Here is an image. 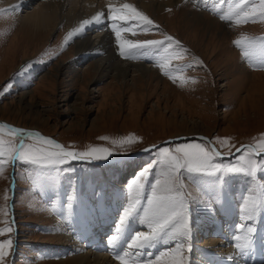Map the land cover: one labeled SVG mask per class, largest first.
<instances>
[{"label": "rangeland", "instance_id": "rangeland-1", "mask_svg": "<svg viewBox=\"0 0 264 264\" xmlns=\"http://www.w3.org/2000/svg\"><path fill=\"white\" fill-rule=\"evenodd\" d=\"M42 1L0 0V120L38 130L72 151L109 148L110 157L160 145L133 159L103 166L69 160L57 170H41L0 158V229L12 228L10 233L0 236V242L13 240L7 264H56L83 254L77 252L78 248L84 249L77 240H81L79 236L86 238L90 229L85 234L77 231L82 230L79 223L90 217H93L90 224L100 223V226L92 223L91 231L106 242L134 195L129 192L131 181L148 166L151 172L143 181L141 211L129 220L117 242L123 247L135 233L147 231L141 223L142 209L156 180L163 178L162 167L157 163L161 149L174 151L184 144L209 145L206 140L189 138L204 135L221 153L228 155L243 144L254 146L264 136V75H255L264 74V64L258 57L246 59L242 49L234 44L241 36L264 39V21L257 18V22L235 25L220 18L239 0H182L178 13L171 7L145 13L133 0H116V6L107 5L106 15L109 6L131 4L156 26L141 25L134 29L136 35L127 32L122 36L133 37V41H164L159 48L133 50V58H122L117 52V58L126 64L151 66L149 69L161 79L145 78L135 92L120 88L104 70L86 71L101 54L76 58L72 52L74 42L81 37H92L96 29L84 30L65 44L69 32L62 27L41 36L34 29L20 25L21 18ZM158 1L167 0H153ZM250 3L258 5L259 0ZM197 13L205 16L199 25L192 20ZM211 21L227 27L226 39L221 35L222 30L211 29ZM110 24L107 20L105 33L114 39ZM167 36L179 41V45L168 47ZM164 56L170 58L166 70L174 79L165 76L158 66ZM28 64L32 67L25 71ZM244 67L248 74L243 73ZM129 136L136 137V141L122 147L112 144L113 140ZM182 136L186 138L163 143ZM4 138L13 139L6 134ZM217 138L228 140L229 145H221ZM243 155L242 148L231 157H216L215 162L225 167L238 166ZM254 158L260 165L254 181L244 174H228L217 180L182 171L185 191L211 205L209 209L205 204L190 203V237L180 241L186 247L191 246V251L184 253L188 264H224L225 261L226 264H264V253L263 259L260 256L264 251V200L260 196H264V155ZM72 196L76 199L70 201ZM249 197L260 202L257 214L250 221L243 211ZM241 224L255 230L249 262L243 257L250 247L243 252L235 248L236 243H243L235 240L236 236H243ZM96 237L92 241H98ZM165 240L168 238L143 250L129 249V258L147 264L160 253L175 248L177 241L165 243ZM101 241L98 242L103 245ZM117 243L115 247H120ZM108 248L105 244L101 253H109ZM229 254L230 257H225Z\"/></svg>", "mask_w": 264, "mask_h": 264}, {"label": "snow or ice", "instance_id": "snow-or-ice-1", "mask_svg": "<svg viewBox=\"0 0 264 264\" xmlns=\"http://www.w3.org/2000/svg\"><path fill=\"white\" fill-rule=\"evenodd\" d=\"M12 10L15 11V9ZM220 18L232 21L235 25L257 22V18L264 21V0H259L258 5L251 4L250 0H239L234 8L229 9L227 15ZM104 20L111 21V31L115 34L119 55L122 58H133L135 55L133 50L143 51L149 48H159L164 44L162 40L133 41L122 37V33L127 32L136 35L134 29L141 25L154 26V22L149 17L128 3L123 4L122 7L109 6L107 15L99 12L91 19H84L78 28L67 34L64 43L67 44L71 38L83 32L86 26L93 23L99 24ZM165 39L170 42L168 47H171L172 44L179 45V41H175L171 36H167ZM234 44L242 49L243 57L248 60L258 57L260 62L264 64V39L258 40L241 36L234 41ZM169 62V57H161L158 66L165 76L174 79L171 73L166 70ZM31 67L32 64H28L25 71ZM5 134L13 139L6 140ZM25 138L33 141V143H27ZM136 139L134 136H129L118 141L113 140L112 144L122 147L125 144L135 142ZM217 141L221 145H229V141L226 139L217 138ZM240 150L237 149V151ZM145 151H151V149H145ZM243 152L244 155L240 158L238 166L225 167L215 162L216 157L220 156L221 153L211 144H184L176 147L174 151L169 148L161 149L160 160L157 163L162 167L163 178L156 180L152 186L151 194L147 198L146 206L142 209L141 223L146 226L147 231L135 233L128 243V249L143 250L150 248L162 238L167 237L168 240H165V243L169 240L177 241L175 248L160 253L154 260H149L147 264H188L184 253L186 250L190 252L191 246L187 245L186 247L180 241H187L190 237L192 215L190 203L205 204L209 209L211 205L201 198H192L185 191V185L181 180L182 171L193 176L215 177L217 180L223 179L228 174H244L254 181L260 167L254 157L264 153V136H261L254 146L245 145ZM111 155L112 152L109 148L91 147L87 151L68 150L54 139L46 138L39 133L0 124V158H5L4 162L19 161L41 170H57L69 160L102 161L109 159ZM150 172L151 168L145 166L138 173V177L131 181L129 192L134 193V195L127 208L122 212L119 224L115 227V234L107 239L109 246H114L121 239L129 220L141 211V202L144 198L143 181ZM69 199L72 201L76 198L72 196ZM259 207L260 202L255 197H249L243 209L246 219L252 220ZM68 209L69 211L72 209L71 202L68 204ZM240 228L243 230V236L238 235L235 240H243V243H236L235 248L243 252L251 247L252 235L255 230L252 226L245 224H241ZM11 231V227L0 229V236ZM12 248V239L0 242V264H7V258ZM130 256L129 252H125L123 255L117 256L116 259L119 264H140L138 258H129Z\"/></svg>", "mask_w": 264, "mask_h": 264}, {"label": "bare ground", "instance_id": "bare-ground-1", "mask_svg": "<svg viewBox=\"0 0 264 264\" xmlns=\"http://www.w3.org/2000/svg\"><path fill=\"white\" fill-rule=\"evenodd\" d=\"M29 1L30 0H28V2ZM114 1L116 0H43L39 5H37V7L32 12H28L26 16H23L21 18L22 23L20 25H23L26 28L29 27L31 29H34L35 30L34 32L40 33L41 36L45 34H51L55 30V28H60V27L70 32L78 28L84 19H91L99 12L105 13V7L107 5L111 4L113 6H116L115 5L116 2ZM133 2L145 13H148L149 10L160 12L162 9L164 8L167 9L170 7L173 9L175 13L176 12L178 13V10H180V7L183 4L182 0H167L166 2L165 1L153 2V0H149V2H146L145 0H133ZM3 4L6 5V3ZM194 15L195 16H193L192 20L195 22V25L202 24L203 22L202 19L205 18V16L198 13ZM104 21L105 23L103 24ZM104 21L99 24L93 23L90 26H86L85 28L86 32L87 31L90 32V30L94 32V30L96 29L95 35H92V37L90 36L81 37L80 40L74 42V44L72 45L71 49L72 52L75 54L76 58H81L82 56L87 54L89 55L101 54L100 57L96 58L94 62L87 67L88 69L86 68L87 69L86 71L92 69L96 72H99L100 70L103 72L104 70L105 73H107L113 80H116V82L119 83L120 88L124 87L131 91L136 89L138 84L139 85L140 83L142 84L145 78L148 80L150 79L161 80L160 78H158L157 74L154 71L149 69L151 68V66L147 65L146 67L148 68H146L144 67L145 66L144 64L136 65V63H130L134 65H129L126 64L127 63L126 61L124 60L122 61L117 58V52L119 51V48L116 43V39L115 38L112 39L111 36H109V34L105 33L106 32L105 30H107L106 29L107 20ZM210 27L211 29L214 28V29L222 30L223 32L221 33V35L223 36V39H226L227 34L226 32H224V30H226L227 27L225 28V26L218 24L215 21H211ZM122 37L123 38L127 37L125 39H130V40H132L133 38L130 36H122ZM233 54L235 53L233 52ZM90 66L91 68H89ZM86 71L84 73H87ZM242 71L243 73H247V74L249 73V71L245 67ZM255 75L262 76L264 74H255ZM235 229L236 227L234 226V230ZM113 230H115V228ZM113 230L111 232L112 235L115 234ZM218 233L219 231L215 233V236ZM89 236L90 234L87 233L86 238L79 236V239L85 240ZM261 238L259 237V242L262 244L263 242ZM98 241L97 240L93 241L96 243L97 247L88 246L87 247L88 249H82V250L81 248H78L79 250L77 252L80 251L83 254L78 253L76 256L71 257V259H67L64 261L60 260L57 261L56 264H116L118 263L115 258L116 257L115 255H117V253L119 255H123L125 252H129L128 247H126L128 246L127 243L128 241H127L125 244L123 243L125 245V246L123 245V247H121L122 245L117 243V245L120 246L121 248L115 247V245L109 246L108 248L109 253L103 254L101 253L103 251L99 250L101 249L100 246L101 243H99ZM260 243L258 244L260 245ZM124 247H126V249ZM251 247L249 248V253H247L246 257H243V259L246 262H249L247 261V258H249V255L251 254L250 253ZM255 248L256 247H254L253 250ZM255 252L256 251H254L253 253ZM263 253L264 251H262L260 254L261 259H263ZM230 256L231 255L229 254L228 256L225 257H230ZM218 257L220 260H222L221 256ZM215 260L216 262L218 261L217 259ZM250 261L252 262V258L250 259ZM223 263L226 264V261ZM197 264H202V262H197Z\"/></svg>", "mask_w": 264, "mask_h": 264}, {"label": "water", "instance_id": "water-1", "mask_svg": "<svg viewBox=\"0 0 264 264\" xmlns=\"http://www.w3.org/2000/svg\"><path fill=\"white\" fill-rule=\"evenodd\" d=\"M0 124H7L11 127H15V128H18V129H23L25 131H29V132H36V133H39L41 134L42 136L46 137V138H51V139H54L50 136H47V135H44L42 133H40L38 130H35V129H25V128H21V127H17V126H14L8 122H5L3 120H0ZM186 138L185 136H182V137H178L176 139H167L165 140L163 143H167V142H172V141H179L181 139H184ZM190 139H193V138H198V139H203V140H206L208 141V144H211L217 151H219L215 145L209 140V138L207 136H204V135H192V136H189ZM56 142H58L59 144L63 145L60 141L54 139ZM160 144H157V145H151V146H148L146 148H144L143 150L139 151V152H135V153H132V154H124V155H118V156H115L113 158H109L107 160H102V161H82V160H71L72 162H76V163H84V162H91L92 164H98V165H103L104 163L108 162V161H114V160H121V159H124V158H134V157H137V156H140L142 155L145 151V149H152V148H155L156 146H159ZM245 145H249V144H243L242 146L236 148L231 154H223L221 153L220 157L222 158H227V157H231V155H236L239 151H237V149H242ZM64 146V145H63ZM66 149L70 150L69 148L65 147ZM264 153H261L260 155H263ZM13 172V171H12ZM13 182V181H12ZM13 188V184H11V189Z\"/></svg>", "mask_w": 264, "mask_h": 264}]
</instances>
